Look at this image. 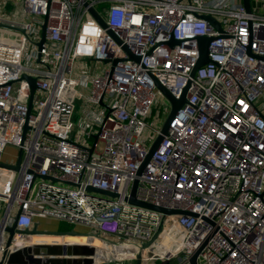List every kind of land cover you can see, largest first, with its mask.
Returning a JSON list of instances; mask_svg holds the SVG:
<instances>
[{"label":"built area","instance_id":"obj_1","mask_svg":"<svg viewBox=\"0 0 264 264\" xmlns=\"http://www.w3.org/2000/svg\"><path fill=\"white\" fill-rule=\"evenodd\" d=\"M200 36L209 61L192 76ZM156 80L175 98L190 87L136 196L196 215L128 201L162 128L148 118L171 110ZM8 144L23 153L18 171L0 165V264H48L7 261L45 218L88 227L108 264H190L205 241L198 264H264V0H0V162L15 164Z\"/></svg>","mask_w":264,"mask_h":264},{"label":"water","instance_id":"obj_2","mask_svg":"<svg viewBox=\"0 0 264 264\" xmlns=\"http://www.w3.org/2000/svg\"><path fill=\"white\" fill-rule=\"evenodd\" d=\"M243 4L247 10V12L251 13L252 12V0H243ZM92 14L97 18V20L105 26V22L102 19V17L98 14L95 8H90ZM206 19L211 21L218 29L221 28L220 24L210 15L205 16ZM46 26H47V20L45 17L44 23L42 24V31H41V39L37 42L38 46V61H40V50L43 46V43L46 39ZM211 37L209 36H200L198 38L199 41V58L192 70L191 75L194 76L196 70L207 63L209 61V49L208 45L209 42L211 41ZM171 44L177 43L175 39H171L170 42ZM125 50L128 52L129 56L133 59L139 60V57L134 55L127 46H124ZM116 62V61H115ZM23 79L28 80L30 83V88H31V94L29 98V103H28V115L31 113L32 108H33V97L35 90L37 88L36 85V77L31 76L29 74L24 73L22 75ZM156 84L158 88L162 91V93L168 98V100L171 103V110L169 112V115L167 116L165 122L163 123V126L161 128V132L158 134L152 145L150 146V149L148 151V154L144 161L140 164L138 171H137V177L134 179L132 186H131V192L130 196L128 197V201L131 204L152 209L155 211H160L164 214H192L196 215V213L190 212V211H185L181 209H175V208H168L160 205H156L153 203H148L144 202L141 200L137 199L136 193L137 189L139 186V177L142 175L143 170L158 148L159 144L163 140L164 136L167 134L169 127L171 126L173 120L175 119V116L178 112V110L181 108V106L187 102V92L190 87V81H188L187 85L184 87L181 97L180 98H175L172 93L167 89L164 85H162L159 81L156 80ZM103 103V102H102ZM28 128V123L26 121L25 123V129ZM94 138H97V135L94 136ZM22 148H19L17 160L15 164H11L9 162H4L1 161L0 165L4 166L9 169H13L18 171L20 168V162L22 158ZM36 175V174H35ZM42 178H51L50 176H41ZM52 179V178H51ZM88 191H97L100 193H105L109 194L111 196H116V193L114 192H109L107 190H102L98 189L94 186H88L87 187ZM162 228V224H160L157 232L154 234L152 239L146 243H144L141 248L148 247L157 237ZM8 231L10 232V236L8 239V243L11 240V237L15 231V224L12 227L8 228ZM27 233L29 234H55V235H84L87 233H80L76 231L75 229H70L68 231H51V230H46L42 229L39 227L38 222H34L33 226L31 229L26 230ZM206 242V241H205ZM205 242L199 246L189 257V262L190 264H198V255L203 249V246L205 245ZM133 249V248H131ZM92 255L98 258H103V262L100 264H108L104 261V257L99 255V251L94 248L93 246L87 245V244H61V243H36L34 245H29L26 246L22 249L16 250L15 252L11 253L7 261L11 263H26V262H44L48 264H92L95 262V260L92 258ZM133 264H142V255L141 252H138L136 254V259Z\"/></svg>","mask_w":264,"mask_h":264},{"label":"rangeland","instance_id":"obj_3","mask_svg":"<svg viewBox=\"0 0 264 264\" xmlns=\"http://www.w3.org/2000/svg\"><path fill=\"white\" fill-rule=\"evenodd\" d=\"M13 4H14V2L10 3V5H13ZM10 5H7L5 7V10L8 13L13 8V6H10ZM2 10H4V9H2ZM93 66L94 67H99L100 65L98 63L94 62ZM158 113L160 115L159 117H157ZM168 115H169V111L166 109L165 102L162 101V102L157 103V105L154 106L153 113L148 118V121L149 122H154L155 121L157 123V126H159V127L161 126L162 127L163 123L165 122V120H166ZM18 152H19V149L16 146L8 144L6 146V149H5L4 153H3V157L2 158H3V160L12 161L14 158L17 157ZM40 223L47 230H51V231H68L70 229H75L76 231H78L80 233H87L90 230L88 227H86L84 225H80V224L69 225L66 221L58 220V219H55V218L41 219ZM42 235H50L51 237L52 236H57L55 234H42ZM66 235H68V234H66ZM105 238H107V237H105ZM109 239H111V238H109ZM112 239H113V237H112ZM113 241H114V239H113ZM96 243H98V240H97ZM114 264H117V263H114ZM123 264H126V263H123Z\"/></svg>","mask_w":264,"mask_h":264},{"label":"bare ground","instance_id":"obj_4","mask_svg":"<svg viewBox=\"0 0 264 264\" xmlns=\"http://www.w3.org/2000/svg\"><path fill=\"white\" fill-rule=\"evenodd\" d=\"M43 236V237H42ZM83 235H57V236H50V235H42V234H37V235H32V240L30 242L31 245L38 244V243H63L65 245L67 244H75V237H79ZM98 240L97 238H93ZM93 239L89 240V243H93ZM98 245V244H97ZM170 245L167 242V248H169ZM127 248V247H126ZM126 251V250H125Z\"/></svg>","mask_w":264,"mask_h":264},{"label":"crops","instance_id":"obj_5","mask_svg":"<svg viewBox=\"0 0 264 264\" xmlns=\"http://www.w3.org/2000/svg\"><path fill=\"white\" fill-rule=\"evenodd\" d=\"M8 5H10V4H8ZM10 6H13V5H10ZM36 222H38L39 223V227L40 228H42V229H46L45 227H43L42 225H41V223H40V220H36ZM47 230V229H46ZM75 241H76V243L77 244H84V243H86V242H89V240L85 237V236H79V237H75ZM93 243L92 244H94V245H97L98 243H96L97 242V240L95 241V239H93ZM176 263V260H173L172 262H171V264H175Z\"/></svg>","mask_w":264,"mask_h":264},{"label":"trees","instance_id":"obj_6","mask_svg":"<svg viewBox=\"0 0 264 264\" xmlns=\"http://www.w3.org/2000/svg\"><path fill=\"white\" fill-rule=\"evenodd\" d=\"M70 225V224H69Z\"/></svg>","mask_w":264,"mask_h":264}]
</instances>
